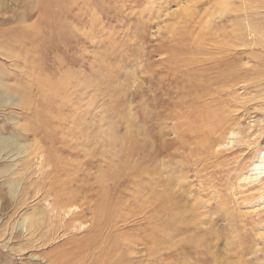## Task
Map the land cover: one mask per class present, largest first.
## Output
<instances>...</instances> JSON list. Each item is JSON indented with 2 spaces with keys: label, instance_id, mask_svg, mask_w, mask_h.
Here are the masks:
<instances>
[{
  "label": "rangeland",
  "instance_id": "374dc122",
  "mask_svg": "<svg viewBox=\"0 0 264 264\" xmlns=\"http://www.w3.org/2000/svg\"><path fill=\"white\" fill-rule=\"evenodd\" d=\"M59 1L0 0V264H264V0ZM224 63L246 81L231 88L215 76ZM198 79L218 88L200 98L210 107L189 115L184 83ZM178 110L198 126L167 149ZM165 154L181 206L168 205L161 260L132 168ZM66 175L78 196L70 214L85 197L100 203V188L115 197L114 232L88 212L51 234L41 192Z\"/></svg>",
  "mask_w": 264,
  "mask_h": 264
},
{
  "label": "bare ground",
  "instance_id": "6f19581e",
  "mask_svg": "<svg viewBox=\"0 0 264 264\" xmlns=\"http://www.w3.org/2000/svg\"><path fill=\"white\" fill-rule=\"evenodd\" d=\"M52 1V4L53 5H55V4H57L58 3V1L59 0H51ZM60 2V1H59ZM175 2V1H174ZM178 3V2H177ZM182 3V2H181ZM185 5V4H184ZM192 6V5H191ZM193 7V6H192ZM188 8V7H187ZM193 10V9H192ZM185 14V13H184ZM191 14V13H190ZM182 19H184V17L182 18ZM193 19V18H192ZM195 19V18H194ZM214 19V18H213ZM201 20H203V19H201ZM190 21V20H189ZM207 21V20H206ZM227 21V20H226ZM192 22H193V20H192ZM208 22V21H207ZM187 23V22H186ZM191 24H195V23H191ZM197 24V23H196ZM189 26V25H188ZM191 26V25H190ZM204 25H202V27H203ZM206 26V25H205ZM208 26V25H207ZM233 26V25H232ZM184 27V26H183ZM185 27H187V26H185ZM201 28V27H200ZM171 29V28H170ZM208 29H210V28H208ZM189 30V29H188ZM195 30V29H194ZM193 30V31H194ZM199 30V29H198ZM209 31V30H208ZM234 31V30H233ZM160 32V31H159ZM182 32V31H181ZM184 32V31H183ZM203 32V31H202ZM190 33V32H189ZM188 33V34H189ZM192 33V32H191ZM2 34L4 35V38L5 39H9V35L8 34H6V31H3L2 32ZM21 34V32L19 31V29H16L15 30V34L13 35L14 37H12V36H10V39H15V37H17L18 35H20ZM25 35V34H24ZM159 35V34H158ZM178 35V34H177ZM179 35H180V33H179ZM190 35V34H189ZM206 35V34H205ZM210 35V34H209ZM216 35V34H215ZM172 36V35H171ZM180 36H183V35H180ZM242 36V35H241ZM239 37V36H238ZM23 38V37H22ZM32 38V37H31ZM176 38V37H175ZM234 38V37H233ZM242 38V37H241ZM174 39V38H173ZM172 39V40H173ZM188 39V38H187ZM243 39V38H242ZM186 40V39H185ZM212 40V39H211ZM236 40V39H235ZM177 40H175V42H176ZM173 42H174V40H173ZM192 42H194V43H196L195 41H192ZM226 42V41H225ZM176 43H178V42H176ZM175 43V44H176ZM243 44V43H242ZM203 45V44H202ZM208 45V44H207ZM226 45V44H225ZM233 45V44H232ZM254 45V44H253ZM201 46V45H200ZM255 46V45H254ZM259 46V45H258ZM111 47V46H110ZM212 47V46H211ZM228 47V46H227ZM246 47V46H245ZM218 52V51H217ZM256 52V51H255ZM178 53V52H177ZM247 54V53H246ZM240 56V55H239ZM249 56H251V55H249ZM236 63V62H235ZM244 63H245V61H244ZM191 64V63H190ZM230 64V63H229ZM236 64H238V63H236ZM241 64V63H240ZM246 64V63H245ZM204 65H206V64H204ZM248 65H249V63H248ZM252 65V64H251ZM149 66V65H148ZM236 66V67H235ZM242 66V65H241ZM151 67V66H150ZM239 67H240V65H239ZM154 68V67H153ZM254 68V67H253ZM217 68H215V70H216ZM192 70H193V73L191 74V75H196V73H197V71L199 72V74L200 75H204L203 74V72L205 71V68H203V71H199V70H197V68H195V69H193L192 68ZM202 70V69H201ZM245 70V69H244ZM217 72H220V74L219 75H215V76H220V77H218L219 79H224V78H222V77H224L225 76V74L228 76V78L231 80V81H233L232 83H230V84H228L229 86L230 85H232V87L231 88H233V86L235 85H237V83H236V81L238 82V83H240V85H242L241 83H244L245 81H246V78H244V76L242 75L243 73H241V75H240V72H242V71H240L239 72V69H238V67H237V65H235V64H233V66H231V64H230V66H228L227 65V63H224V64H222V66L220 67V69L219 70H216ZM247 72V71H246ZM99 73V72H98ZM247 74V73H246ZM245 74V75H246ZM184 76V75H183ZM263 78V77H262ZM229 79H227V80H229ZM236 81H235V80ZM258 79V78H257ZM218 80V79H217ZM229 80V81H230ZM213 81V80H212ZM215 82V81H214ZM218 83L219 82H222V81H217ZM191 83V82H190ZM223 83H225L224 81H223ZM228 83V82H227ZM217 84V83H216ZM222 84V83H221ZM221 84H219L220 86L219 87H221ZM189 85H191V84H189ZM225 85V84H224ZM184 86H185V89H187L185 92L186 93H192L191 95H192V97H191V101H188V104H187V108H188V110H192V109H195V110H193V111H191V112H187L189 115L190 114H197V112H199V107L202 109V108H208V107H210V103H207V102H202V103H200L201 102V97L202 96H207L208 95V91L207 90H216L218 87L215 85V88L213 89L212 87H213V84H211L210 83V81H208V79H206V82L205 83H202V81L200 80L199 81V79L198 80H196V82H194L191 86H188V85H186V83H184ZM212 86V87H211ZM234 86V87H235ZM217 87V88H216ZM223 87H225V86H223ZM223 87H222V91H223ZM228 87V86H227ZM230 88V87H229ZM220 89L221 88H219V92H222V91H220ZM224 89H226V88H224ZM238 89H240V88H238ZM237 89V90H238ZM254 89V88H253ZM234 92H235V90L234 89H232ZM225 91V90H224ZM226 91H227V89H226ZM233 91L231 92V93H233ZM244 92V91H243ZM248 92V91H247ZM250 92V91H249ZM211 93V92H210ZM215 94H213V92L211 93L212 95H217V92H214ZM225 93V92H224ZM227 93V92H226ZM230 93V94H231ZM236 93V92H235ZM228 94V93H227ZM227 94H226V96H227ZM234 94V93H233ZM241 94V93H240ZM247 94V93H246ZM190 95V96H191ZM237 95V94H236ZM235 95V96H236ZM251 95V94H250ZM178 96V95H177ZM209 96V95H208ZM234 96V97H235ZM225 97V96H224ZM231 97H232V95H231ZM237 97V96H236ZM220 98V97H219ZM227 98V97H226ZM229 99V98H228ZM237 99H238V97H237ZM236 99V100H237ZM220 100V99H219ZM206 101H210V100H206ZM234 101V100H233ZM232 101V102H233ZM183 102V101H182ZM203 103H205V106L203 105ZM231 103V102H230ZM229 104V103H228ZM232 104V103H231ZM234 104H236V103H234ZM237 104H239V102L237 103ZM219 105V104H218ZM240 105V104H239ZM183 106L185 107V105H184V103H183ZM222 106V105H221ZM224 107H226V105H224ZM237 109H239V108H237ZM254 109V108H253ZM257 109V108H256ZM209 110H211V109H209ZM219 110H221L220 108H219ZM218 110V111H219ZM179 111V110H178ZM213 111V110H212ZM176 112V111H175ZM223 112V111H222ZM224 112H227V111H224ZM245 111H243V113H244ZM200 113V112H199ZM213 113V112H212ZM242 113V114H243ZM205 114V113H204ZM224 114V116H225V114L226 113H223ZM227 114H230V113H228L227 112ZM232 114V113H231ZM198 115V114H197ZM214 115V114H213ZM235 114L233 113V116H234ZM246 115V114H245ZM252 115V114H251ZM177 116V115H176ZM223 116V115H222ZM227 116V115H226ZM232 116V115H231ZM232 116V117H233ZM198 117L199 116H197L196 118H197V120L196 121H198ZM214 117H216V115L214 116ZM228 117V116H227ZM235 117V116H234ZM184 118V119H183ZM192 118V117H191ZM200 118H202V117H200ZM219 118V117H218ZM237 118V117H236ZM177 119H178V121L175 123V125H174V127H175V130L173 131L172 130V135H173V140L172 141H170L168 144H167V149H170V148H175L176 150H178V146L179 147H181L180 145H178L177 143L179 142L181 145H186V142H188V140L187 139H183V132L185 131V130H187V129H189V131L192 129V126H193V124H198V122L197 123H193V122H196V121H189V123H188V121H187V124H185V120L187 119V115L186 114H184L182 111L180 112L179 111V113H178V116H177ZM215 119V118H214ZM225 119V118H224ZM233 119V118H232ZM231 119V120H232ZM240 119V118H239ZM259 119V118H258ZM207 120V119H206ZM217 120H219V119H217ZM223 120V119H222ZM231 120H228V121H231ZM216 121V120H215ZM261 121V120H260ZM223 122V121H222ZM227 121H225V124H228V123H226ZM233 122V121H232ZM255 122H257V121H255ZM259 122V121H258ZM193 123V124H192ZM201 124H202V121L200 122ZM206 123V122H205ZM186 125L184 128H182L181 129V127L183 126V125ZM192 126H191V125ZM201 124H199V127H200V125ZM207 124V123H206ZM217 124V123H216ZM231 124V123H230ZM239 124H240V122H239ZM210 125V124H209ZM208 125V126H209ZM219 124H217V126H218ZM233 125V124H232ZM235 126H236V123L234 124ZM241 125V124H240ZM243 125V124H242ZM197 126L198 125H196V128H197ZM208 126H206V127H208ZM223 126V125H222ZM235 126H232V127H235ZM247 126V125H246ZM258 126V125H257ZM201 127H202V125H201ZM229 127V126H228ZM249 128H251L250 126H248ZM263 127V126H262ZM193 128H195V126L193 127ZM211 128V126H209V129ZM240 128V127H239ZM253 128V127H252ZM254 128H255V126H254ZM258 128V127H257ZM259 128H260V126H259ZM258 128V129H259ZM212 129V128H211ZM211 129H210V132L212 133V131H211ZM221 129V128H220ZM224 129V128H223ZM235 129H237V128H235ZM241 129V128H240ZM239 129V130H240ZM195 130V129H194ZM225 130H226V128H225ZM230 130V129H229ZM228 130V131H229ZM238 130V129H237ZM193 131V130H192ZM244 131V130H243ZM259 131V130H258ZM261 131V130H260ZM171 131H169V133H170ZM200 132V131H199ZM198 132V133H199ZM207 132H208V130H207ZM251 132H253V131H251ZM189 133H192L191 131L189 132ZM222 132H220L219 134H221ZM226 133V132H225ZM247 133H249V131L247 132ZM261 133H263V132H261ZM192 134H194V133H192ZM201 134H202V131H201ZM204 135H202V137H206V133H203ZM209 134V133H208ZM212 134H214V133H212ZM223 134V133H222ZM236 134V133H235ZM239 134V133H238ZM255 134V133H254ZM168 135V134H167ZM215 135V134H214ZM213 135V136H214ZM250 135V134H249ZM169 136V135H168ZM200 135H198V137H199ZM242 136H243V134H242ZM246 136H247V134H246ZM185 137V136H184ZM197 137V138H198ZM261 137V136H260ZM188 139H189V137H187ZM194 138H196V137H193V138H191V139H194ZM223 138V137H222ZM238 138V137H237ZM200 139V138H199ZM214 139V141L213 142H216V140H217V142H216V144H219V139H216L215 140V138H213ZM224 139H225V137H224ZM224 139H222V141L224 140ZM239 139H241L240 137H239ZM257 139H259V138H257ZM190 140V139H189ZM195 140V139H194ZM197 140V139H196ZM195 140V141H196ZM221 140V139H220ZM249 140V139H248ZM247 140V141H248ZM251 141V140H250ZM164 142V141H163ZM163 142H161V143H163ZM190 142V141H189ZM188 142V143H189ZM203 143H204V141H202ZM249 142V141H248ZM251 142H253V141H251ZM258 142V141H257ZM262 142V141H261ZM210 143V142H209ZM244 143V142H243ZM205 144V143H204ZM246 144V143H245ZM252 144V143H251ZM254 144H255V142H254ZM160 145V144H159ZM163 145V144H162ZM168 145H170V148L168 147ZM178 145V146H177ZM212 145H215V144H212ZM211 145V146H212ZM250 145V144H249ZM248 145V146H249ZM259 145V144H258ZM144 146V145H143ZM164 146V145H163ZM204 146H208L207 144L206 145H204ZM145 147V146H144ZM200 147V146H199ZM218 147V146H217ZM251 147V146H250ZM141 148V147H140ZM163 148V147H162ZM205 149H206V147H204ZM209 149H210V151H211V147H208ZM243 148V147H242ZM143 149V148H142ZM157 149H159L158 148V146H157ZM161 149V148H160ZM166 149V150H167ZM214 149H215V147H214ZM221 149V148H220ZM197 150V149H196ZM228 150V149H227ZM243 150V149H242ZM247 150V149H246ZM250 150V149H249ZM255 150V149H254ZM258 150V149H257ZM261 150V149H260ZM138 151V149H136V150H134L133 151V153H131V154H134L135 152H137ZM146 151V150H145ZM157 150H155V152H156ZM167 151H169V150H167ZM172 151V150H171ZM202 151H204V150H202ZM208 151V150H207ZM215 152H217L216 150H214ZM213 151V152H214ZM219 151V150H218ZM232 151V150H231ZM142 152H143V150H142ZM158 152V151H157ZM162 152H163V150H162ZM214 152V153H215ZM219 152H221V151H219ZM141 153V152H140ZM164 153V152H163ZM237 153V152H236ZM244 153H246V152H244ZM250 153V152H249ZM170 154H172V153H170ZM205 154V153H204ZM220 154V153H219ZM159 155V154H158ZM157 155V156H158ZM235 155V154H234ZM164 156V155H163ZM208 156V155H207ZM246 157H247V155H245ZM249 156V155H248ZM93 158H94V156H92ZM153 157V161H152V158L150 159L151 161H152V164H151V161H150V164H147V165H145L142 169H141V167H139V166H135V164L133 165V168H132V172H133V174L132 175H135V178H136V188H135V196H136V198H137V201L139 202V204H140V214H141V216H142V219H143V221H146L145 223L148 225V224H150V225H152V229L150 230L149 229V234L147 235V236H151L152 237V239H154L155 238V240H156V242L154 243L155 245H156V249H155V251H156V256L158 257V259H161V258H163V248L165 247L163 244L164 243H162L161 242V239H162V236H163V231H164V229H163V226L165 227V225H164V223H165V214H166V212H167V209L170 207V206H168L169 204L170 205H172L171 203H174L173 205H178V208H180V204H181V202H180V200H177V198H179L178 197V190H177V188H178V186H179V184L178 185H176L171 179L169 180V177H168V175H169V172H170V167L171 166H169L170 165V155L167 157V154H165V157H163V158H158L157 157V159H155L154 158V155L152 156ZM159 157H161V156H159ZM166 157H167V159H166ZM175 157V156H174ZM228 158V157H227ZM220 159V158H219ZM82 160V159H81ZM132 160H133V158H132ZM172 160V159H171ZM213 160V159H212ZM155 161V162H154ZM46 162H48V161H46ZM85 162V161H84ZM80 163V162H79ZM139 163V162H138ZM232 163V162H231ZM155 164V165H154ZM207 164V163H206ZM245 164V163H244ZM77 165H78V163H77ZM83 165V164H82ZM152 165H154V166H152ZM238 165V164H237ZM142 166V165H141ZM202 166H204V165H202ZM234 166V165H233ZM52 167V166H51ZM82 167V166H81ZM156 167V168H155ZM214 167V166H213ZM230 167V166H229ZM238 167V166H237ZM41 168H43L44 169V166L43 167H41ZM79 168V167H78ZM245 168V167H244ZM219 169V168H218ZM235 169V168H234ZM244 171V170H243ZM161 172V173H160ZM160 173V174H159ZM243 173V172H242ZM177 174V173H176ZM256 174V173H255ZM264 174V173H263ZM127 175H130V174H127ZM185 175V174H184ZM43 176H44V174H43ZM172 176V175H171ZM246 176V175H245ZM53 177H57V176H53ZM63 177V176H62ZM131 177V176H130ZM129 177V178H130ZM185 177V176H184ZM250 177H252V176H250ZM256 177V176H255ZM111 178L113 179L114 178V176H113V174L111 173ZM172 178H173V176H172ZM177 178H179V177H177ZM240 178V177H239ZM258 178V177H257ZM264 178V177H263ZM183 179H185V178H183ZM144 180H148V182L146 181V183L144 184L143 183V181ZM254 180V179H253ZM262 180V179H261ZM183 181V180H182ZM198 182V181H197ZM189 183V182H188ZM50 186L48 187V189H46L45 191L43 190V192H41V193H43L42 194V199L41 200H43V201H47V205H48V210H49V212L50 213H52V215H53V218H54V221L55 222H57V223H55V222H53L54 223V226H52L53 228V231H52V229H51V234L53 233V235L57 232V230H59V228H64V230L65 231H67L68 232V230H69V228H70V225H71V222L72 221H74L76 218H81V217H83V216H85L88 212H91V213H93V217L92 218H90V219H88V221L92 224V225H95V226H100V224L102 223V222H104V225H107V231L111 234L112 232H114L117 228H118V223L119 222H121V220L119 221V217H118V215L117 214H115L116 212L114 211L115 209H114V205H112L111 204V202H114L113 201V199L115 198H113V197H110V196H108V189H101L100 188V194H98L97 193V200H100V203H96V202H91L89 199H87L88 197H85V195L83 196V197H85L84 198V200L82 201V202H80L79 204H78V207H79V212L78 213H69L70 212V208H71V206L76 202V200L78 199L77 197V193L76 194H74V192H76V189L74 188V183H73V179L72 178H70V176H68V175H66V176H64L63 178H57V179H55V180H53L52 182H50ZM199 184H200V182H199ZM243 184V183H242ZM255 184V183H254ZM260 184V183H259ZM102 185H105V183H102ZM141 185L144 187H142L141 188ZM188 185V184H187ZM251 185V184H250ZM258 185V184H257ZM247 186V185H246ZM180 187V186H179ZM208 187H209V185H208ZM44 188V187H43ZM175 188V190H173ZM188 188V187H187ZM201 188V187H200ZM166 189H169V191L171 192V191H177L175 194V196L173 197V196H171V194H166ZM183 189H186V188H183ZM215 190V189H214ZM249 190V189H248ZM190 193H191V190H188ZM143 192H144V194H143ZM182 192V191H181ZM186 192V191H185ZM190 193H188L189 195H191L192 196V194H190ZM196 193V192H195ZM199 193V192H198ZM202 193V192H201ZM211 194V193H210ZM253 194H254V192H253ZM183 195V194H182ZM252 195V194H251ZM259 195V194H258ZM48 196V197H47ZM190 196V197H191ZM257 196V195H256ZM51 198V199H47V198ZM181 198V197H180ZM206 198V197H205ZM87 199V200H86ZM196 199V198H195ZM207 199V198H206ZM239 199V198H238ZM184 199H182V202H184L183 201ZM248 200V199H247ZM196 201V200H195ZM202 201H204V200H202ZM253 201H254V199H253ZM258 201V200H257ZM249 202V201H248ZM115 203V202H114ZM203 203V202H202ZM204 203H205V201H204ZM259 203V202H258ZM196 204V203H195ZM247 204V203H246ZM249 204V203H248ZM118 205V204H117ZM250 205V204H249ZM201 206V205H200ZM173 207V206H172ZM192 207V206H191ZM199 207V206H198ZM217 207V206H216ZM186 208V207H185ZM174 209V208H173ZM203 209V208H202ZM204 209H205V207H204ZM168 210H170V209H168ZM171 210H172V208H171ZM175 210V209H174ZM178 211V210H177ZM172 212V211H171ZM186 212V211H185ZM118 213V212H117ZM170 213V212H169ZM173 213V212H172ZM175 214V213H174ZM189 214H191V213H189ZM264 214V213H263ZM173 215V214H172ZM196 215V214H195ZM228 215H230V213L228 214V212H227V214H225L224 215V217H225V219L228 217ZM252 215H253V213H252ZM169 216V215H168ZM175 216V215H174ZM191 216V215H190ZM260 216H262V215H260ZM177 217V216H176ZM230 217V216H229ZM255 217V216H254ZM253 217V218H254ZM75 218V219H74ZM117 218V219H116ZM175 218V217H174ZM178 218V217H177ZM174 219V220H178V219ZM56 219V220H55ZM168 219H170V218H168ZM231 219V218H230ZM261 219V218H260ZM40 220V219H39ZM152 220H153V222H152ZM171 220V219H170ZM28 221H29V219H28ZM33 221V220H32ZM119 221V222H118ZM256 222H257V220H256ZM168 223H169V221H168ZM263 223V222H262ZM153 224H154V226H153ZM259 224V223H258ZM261 224V223H260ZM175 225V224H174ZM105 227V226H104ZM177 227H178V225H177ZM41 229H42V227H41ZM63 230V231H64ZM185 230V229H184ZM35 231V230H34ZM48 231V230H47ZM102 231V230H101ZM151 231V232H150ZM183 231V230H182ZM189 231V230H188ZM50 232V231H49ZM67 232H65V233H67ZM96 232V231H95ZM46 233V232H45ZM49 234V233H48ZM108 236H110V235H108ZM225 236V235H224ZM98 237V236H97ZM150 237V238H151ZM192 237V236H191ZM194 237V236H193ZM106 240V239H105ZM120 240H122V239H120ZM154 240V241H155ZM123 241V240H122ZM163 241V240H162ZM230 241V240H229ZM91 242V241H90ZM102 242V241H101ZM113 242V241H112ZM88 243H89V241H88ZM108 243V242H107ZM126 243V242H125ZM130 243V242H129ZM97 244V243H96ZM100 244V243H99ZM103 244V243H102ZM112 244V243H111ZM152 244V243H151ZM200 244V243H199ZM206 244V243H205ZM87 245V243L85 244V246ZM89 245H90V243H89ZM154 245V246H155ZM164 247H163V246ZM210 245V244H209ZM88 246V245H87ZM96 246V245H95ZM98 246H100V245H98ZM146 246V248H149L147 245H145ZM153 246V247H154ZM204 246V245H203ZM92 247V246H91ZM241 247V246H240ZM254 247V246H253ZM51 248H53V247H51ZM99 248V247H98ZM155 248V247H154ZM204 248V247H203ZM236 248V247H235ZM234 248V249H235ZM87 249V248H86ZM205 249V248H204ZM210 249V248H209ZM251 249V248H250ZM101 250V249H100ZM149 250V249H148ZM152 250V249H151ZM256 250V249H255ZM256 253V252H255ZM89 254H90V252H89ZM236 254V253H235ZM84 255V254H83ZM87 255V254H86ZM90 256V255H89ZM105 256V255H104ZM150 256V255H149ZM91 257V256H90ZM95 257V256H94ZM99 258H101V257H99ZM80 259H82V258H80ZM101 260V259H100ZM162 260V259H161ZM102 261V260H101ZM100 261V262H101ZM109 261H111V260H109ZM263 261V260H262ZM92 262V261H91ZM239 262V261H238ZM84 263H86V262H84Z\"/></svg>",
  "mask_w": 264,
  "mask_h": 264
}]
</instances>
